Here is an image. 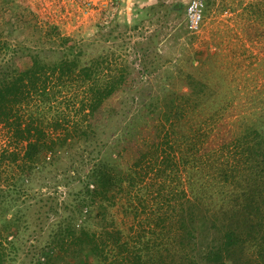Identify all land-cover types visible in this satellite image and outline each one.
I'll return each instance as SVG.
<instances>
[{
  "label": "trees",
  "instance_id": "obj_1",
  "mask_svg": "<svg viewBox=\"0 0 264 264\" xmlns=\"http://www.w3.org/2000/svg\"><path fill=\"white\" fill-rule=\"evenodd\" d=\"M9 48L0 32V55ZM69 48L71 58L49 63L31 55L32 63L24 68H11L0 59V126L6 132L0 173L5 160L7 167L16 165L18 170L0 185V264H264V236L259 237L264 217L257 213L261 219L253 220L248 209L259 199L264 172L256 179L257 188L231 191L235 166L229 155L215 154L212 161L219 163V170L211 180L198 175L201 166L193 172L184 168L187 193L181 165L198 159L179 144L186 132L185 109L174 112L172 107L179 105L173 101L164 109L158 105L147 116L145 106L102 152L103 136H96L98 114L127 72L123 65H109L108 55L83 62L80 48ZM73 89L81 92V104L70 115L66 106L61 109L57 104L59 95ZM258 134L255 160L263 165L264 135ZM77 140L85 144L72 158L65 177L77 178L83 186L69 201L63 199V209L69 211L66 216L46 219V242L33 240L27 256L21 258L31 219L22 217L19 210L7 217L17 202L14 194H21L26 179L32 181L39 162L51 163ZM122 146L133 152L131 161L124 164ZM83 160L89 165L82 166ZM81 171L85 173L80 175ZM48 197L46 214H52L58 203L56 196ZM118 202L123 213L132 216L125 229L110 211ZM30 211L36 213L33 220L39 218V207ZM254 236L259 241L250 252L247 243Z\"/></svg>",
  "mask_w": 264,
  "mask_h": 264
},
{
  "label": "rangeland",
  "instance_id": "obj_2",
  "mask_svg": "<svg viewBox=\"0 0 264 264\" xmlns=\"http://www.w3.org/2000/svg\"><path fill=\"white\" fill-rule=\"evenodd\" d=\"M77 1L0 0L1 38L10 47L0 55L1 63L24 68L32 63L31 55L52 63L61 57L71 58V46L80 48L83 62L108 55V64L113 68L123 65L127 78L98 114L96 136H103L102 152L145 106L143 113L147 116L158 110V105L164 109L173 101L179 105L172 107L174 112L181 113L182 106L185 109L182 119L186 132L179 144L198 159L182 163L183 179L184 168L193 172L198 166L202 167L198 175L213 179L219 170L213 156L223 153L220 156L229 155L235 166L231 191L256 187V179L264 172V164L255 160L260 143L258 131L264 135V123L260 125L264 120V0H204L203 20L197 30L187 25L189 0H128V6L123 3L115 19H109L108 7L93 15L91 11L85 14ZM80 95L79 90L65 91L59 95L57 105L61 109L66 106L74 115L81 104ZM246 127L252 130L246 132ZM190 136L193 140H189ZM83 141H75L69 150L62 149L51 163L39 162L40 170L32 181L26 179L21 194H14L17 202L7 217L19 210L22 217L31 219L21 258L27 256L33 240L46 242V219L53 221L69 213L63 209V199H72L83 185L77 178H66L65 171L83 148ZM5 142L6 132L0 126V152ZM120 151L122 164L131 161V148L122 146ZM8 164V160L1 164L0 185H5L7 177L17 170L16 165L9 168ZM87 165L89 162L83 160L82 166ZM183 182L190 194L186 180ZM257 193L254 208L248 207L253 220L261 219L257 213L264 217V181L258 185ZM49 195L56 196L58 203L52 214H46ZM217 197L215 193L214 199ZM121 205L118 202L110 211L125 229L132 216L123 213ZM34 207L40 209L35 220L36 213L30 211ZM262 234L264 226L263 230L259 227V237ZM251 240L247 245L253 252L259 240L255 236Z\"/></svg>",
  "mask_w": 264,
  "mask_h": 264
},
{
  "label": "built area",
  "instance_id": "obj_3",
  "mask_svg": "<svg viewBox=\"0 0 264 264\" xmlns=\"http://www.w3.org/2000/svg\"><path fill=\"white\" fill-rule=\"evenodd\" d=\"M126 2H128V0H78L76 3L79 4V6L84 7L85 14L87 11H91V15L108 7L107 12L110 13V15H108L109 19H115L118 12L121 11L122 4ZM127 6L128 3H126L125 7ZM203 12L204 0L188 1L185 14L187 25L191 30L199 29L203 20Z\"/></svg>",
  "mask_w": 264,
  "mask_h": 264
},
{
  "label": "crops",
  "instance_id": "obj_4",
  "mask_svg": "<svg viewBox=\"0 0 264 264\" xmlns=\"http://www.w3.org/2000/svg\"><path fill=\"white\" fill-rule=\"evenodd\" d=\"M128 19H130V18L128 17Z\"/></svg>",
  "mask_w": 264,
  "mask_h": 264
}]
</instances>
